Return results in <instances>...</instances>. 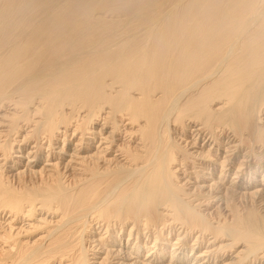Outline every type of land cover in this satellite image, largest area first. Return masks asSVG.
<instances>
[{
  "label": "bare ground",
  "instance_id": "1",
  "mask_svg": "<svg viewBox=\"0 0 264 264\" xmlns=\"http://www.w3.org/2000/svg\"><path fill=\"white\" fill-rule=\"evenodd\" d=\"M0 264H264V0H0Z\"/></svg>",
  "mask_w": 264,
  "mask_h": 264
}]
</instances>
